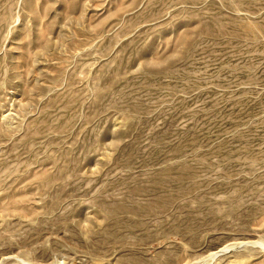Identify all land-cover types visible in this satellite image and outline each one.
<instances>
[{"label":"rangeland","instance_id":"1","mask_svg":"<svg viewBox=\"0 0 264 264\" xmlns=\"http://www.w3.org/2000/svg\"><path fill=\"white\" fill-rule=\"evenodd\" d=\"M0 264H264V0H0Z\"/></svg>","mask_w":264,"mask_h":264},{"label":"bare ground","instance_id":"2","mask_svg":"<svg viewBox=\"0 0 264 264\" xmlns=\"http://www.w3.org/2000/svg\"><path fill=\"white\" fill-rule=\"evenodd\" d=\"M241 243H242V242H241ZM241 243H239V244H241ZM239 244H238V245H239ZM227 248H228V247H225V248H223L221 251H224V249L226 250ZM221 251H219V252H221Z\"/></svg>","mask_w":264,"mask_h":264}]
</instances>
